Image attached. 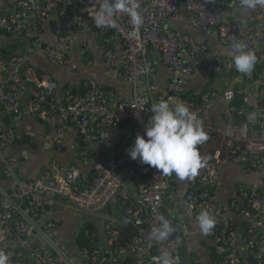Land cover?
Here are the masks:
<instances>
[{"label":"built area","instance_id":"obj_1","mask_svg":"<svg viewBox=\"0 0 264 264\" xmlns=\"http://www.w3.org/2000/svg\"><path fill=\"white\" fill-rule=\"evenodd\" d=\"M138 2L144 23L136 30L123 13L115 16L116 28H97L93 16L102 0H14L12 5L0 0V36L38 41L43 22L54 14L70 28L69 34L64 33L63 25L56 31L64 48H70L76 41L87 47L95 29L105 48V69L115 71L132 88V99L122 101L114 89H105L98 81L89 80L78 91L66 89L63 101H59L56 97L59 83L51 74L40 73L31 64L28 52L10 57L0 55V120L10 121L0 133V250L9 256L8 264H158L157 258L165 251L172 253L175 264H202L198 256L181 260L186 226L175 229L166 241L152 238L161 216L173 224L167 201L177 190L176 182L180 179L174 173L165 176L156 168L141 165L128 155L136 137L145 132L152 104L170 97L187 104L203 122L209 136L200 146L206 163L185 199L196 217L206 209L214 218L215 226L209 234L199 229L214 244L218 255L214 264H264V89H259L260 84L264 85V68L258 75L253 71L244 74L234 88L203 91L183 101L188 79L200 70L211 76L237 71L228 56L216 55L201 63L212 50L211 42L200 43L189 33L172 27L183 20L181 6H184L193 29L206 34L215 31L223 43H243L262 63L264 7L245 10L250 14L249 24L245 25L230 8L231 5L241 8L240 0ZM44 50L49 60L76 71L61 49L48 45ZM156 59L178 74L164 89L156 80L150 81L158 74ZM256 89L259 90L254 107L233 105L237 97L245 98ZM152 93L156 94L155 101ZM22 94L30 97L28 111L22 108ZM221 96L227 113L224 126L219 127L203 112ZM27 113L43 123H56L58 146H62L67 131L74 128L84 157L90 156L95 144L105 143L125 123L131 125L132 131L94 163L89 179L76 166L67 168L59 162L44 168L38 178H24L19 175L23 159L6 156L4 152L22 140L18 124ZM228 163L260 174L258 182L239 184L238 200L229 203L230 210L249 218L242 234L217 211L222 188L218 168ZM3 180L14 182L15 189L8 191L1 184ZM245 204L252 212L242 209ZM113 205L121 213L119 222L108 215ZM61 208L102 219L110 248L100 249L93 235L91 248L73 252L63 239L53 237L51 230L55 224L45 219ZM119 226L123 228L125 241L121 239ZM12 241L19 242L20 247L8 248Z\"/></svg>","mask_w":264,"mask_h":264},{"label":"crops","instance_id":"obj_2","mask_svg":"<svg viewBox=\"0 0 264 264\" xmlns=\"http://www.w3.org/2000/svg\"><path fill=\"white\" fill-rule=\"evenodd\" d=\"M14 0H9L12 5ZM231 5V3H229ZM235 17L241 19L243 24H249L250 14L242 8L230 6ZM183 20L173 24L174 29H179L189 33L198 42L203 43L209 40L212 50L202 60L201 63H207L216 55L228 56L232 43H223L217 32L204 33L200 30L193 29L187 21V12L184 6H181ZM5 13V11L3 12ZM64 26V33L69 34L70 28L67 24H63L59 17L54 14L46 19L41 28V35L38 41H28L20 37L0 36V55L10 57L13 54L28 52L30 54L31 64L40 72L51 74L59 83V89L56 97L59 101L64 99V91L68 88L78 91L83 83L89 80L98 81L105 89H114L119 96V100L129 101L132 99V88L118 78V74L113 71H107L103 63L104 46L102 45L101 36L97 30L93 29L87 47H83L80 42L76 41L70 48H64L60 43L56 33L58 26ZM51 45L54 48L61 49L63 53L76 66V71H70L68 68L61 67L49 60L45 55L44 48ZM158 74L152 77L150 81L156 80L159 86L164 89L170 83L178 78V74L167 69L156 59ZM242 81V75L239 72H232L224 76H211L206 70L200 72L188 79V92L183 101L194 98L200 92L217 90L223 92L233 85ZM16 89V86H10ZM264 89V85L259 87ZM256 89L245 97V104L254 107L257 103L258 90ZM148 91V89H147ZM153 101L156 100V94L152 93ZM22 108L28 111L30 97L28 94L20 96ZM227 106L222 98H217L211 108L203 114L211 118V120L219 127L224 126ZM10 125V121L6 118L0 120V133ZM262 129L264 131V115L262 116ZM18 130L22 134V140L5 151L6 156H16L23 159V163L19 175L24 178H38L41 171L51 166L54 162H59L63 166H76L87 179L93 176L94 163L103 157L109 150L114 149L120 140L131 134V125L126 123L118 130L113 132L111 137L105 143H97L91 149L88 157L82 156V148L77 142V133L74 128H70L64 139L62 146L56 144L57 132L56 123H43L37 120L33 115L27 113L23 120L18 124ZM201 173V168L193 178H186L176 182L177 190L168 199V208L171 210V219L174 228L180 229L186 226L187 239L185 247L181 252V260L186 261L194 256H199L202 264H214V244L209 237L202 236L199 233V227L196 223V214L186 202V194L191 184ZM218 176L222 183L219 192V202L217 211L225 220L232 221L238 231L242 234L245 232L249 218L245 215L235 213L229 209V203L232 200H238V185L248 186L254 182L260 181V174L255 171H249L241 165L234 163L223 164L218 168ZM123 178L128 180L126 175ZM2 186L8 191H13L16 187L14 182L3 180ZM129 185H131L129 183ZM108 215L119 222L121 213L116 205H113ZM52 221L55 227L51 230L53 237L63 239L70 249L75 252L78 249L77 237L79 231L86 224L94 226L90 239L96 235V242L102 250H108L110 245L105 234V225L102 219L95 216L80 214L75 211L61 208L51 218L45 219ZM121 227V226H119ZM120 234L121 230L119 229ZM122 228V227H121ZM123 234V228H122ZM124 236V234H123ZM125 237V236H124ZM123 241L125 239L121 238ZM20 247L19 242L12 241L8 244V248Z\"/></svg>","mask_w":264,"mask_h":264},{"label":"clouds","instance_id":"obj_3","mask_svg":"<svg viewBox=\"0 0 264 264\" xmlns=\"http://www.w3.org/2000/svg\"><path fill=\"white\" fill-rule=\"evenodd\" d=\"M242 10L264 7V0H240ZM126 14L134 29L139 30L144 18L139 11L138 0H102L100 8L93 16L97 28H116L115 16ZM229 55L236 71L251 74L257 62V56L246 45L233 42ZM152 113L143 135H138L128 150L132 160L141 165L156 168L165 176L173 173L180 180L193 178L204 163L200 146L205 144L209 136L203 122L184 102L174 97L159 100L151 106ZM200 231L209 234L215 226L214 218L205 210L196 217ZM175 231L174 226L164 216L155 228L152 238L157 242L166 241ZM158 264H175L172 253L163 252ZM9 256L0 250V264H8Z\"/></svg>","mask_w":264,"mask_h":264},{"label":"trees","instance_id":"obj_4","mask_svg":"<svg viewBox=\"0 0 264 264\" xmlns=\"http://www.w3.org/2000/svg\"><path fill=\"white\" fill-rule=\"evenodd\" d=\"M256 63H257V65H256V67H254L253 72L257 73V75H258V74H260L261 69L264 68V62L260 63L259 60L257 59ZM241 75L243 78L244 74H241ZM261 85L262 84H260L259 86H261ZM234 87H235V85H233V87H231V88H234ZM244 104H245V98L244 97H237L233 103V105L237 106V107H240L241 105H244ZM242 209H244L246 212H252V210L248 207L247 204L243 205ZM226 221L230 222L229 220H226ZM222 226H224V223L222 224ZM235 228H236V226H235ZM92 231H94V226L91 224H86L84 227L81 228V230L79 231L78 237H77L78 248H84V247H88L90 245V235H91ZM237 231H238V229H237ZM89 248H91V246H89ZM217 258H218V255L214 251V259H215L214 261H216ZM252 264H256V263L254 262Z\"/></svg>","mask_w":264,"mask_h":264},{"label":"water","instance_id":"obj_5","mask_svg":"<svg viewBox=\"0 0 264 264\" xmlns=\"http://www.w3.org/2000/svg\"><path fill=\"white\" fill-rule=\"evenodd\" d=\"M4 1H7V2H9V0H4ZM119 229L121 230V238L125 239V237H124V236H123V234H122V228H121V227H119Z\"/></svg>","mask_w":264,"mask_h":264}]
</instances>
